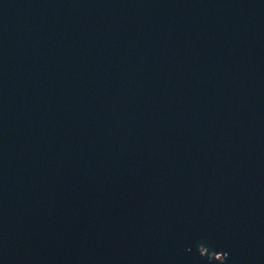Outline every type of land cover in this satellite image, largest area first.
<instances>
[{"label":"water","instance_id":"1","mask_svg":"<svg viewBox=\"0 0 264 264\" xmlns=\"http://www.w3.org/2000/svg\"><path fill=\"white\" fill-rule=\"evenodd\" d=\"M0 264H264V0H0Z\"/></svg>","mask_w":264,"mask_h":264}]
</instances>
